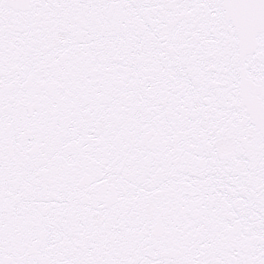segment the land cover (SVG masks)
<instances>
[{"label":"snow or ice","instance_id":"snow-or-ice-1","mask_svg":"<svg viewBox=\"0 0 264 264\" xmlns=\"http://www.w3.org/2000/svg\"><path fill=\"white\" fill-rule=\"evenodd\" d=\"M0 264H264V0H0Z\"/></svg>","mask_w":264,"mask_h":264}]
</instances>
